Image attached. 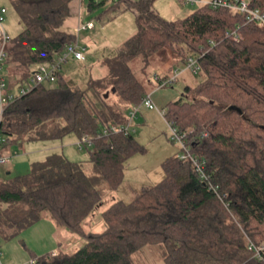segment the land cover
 Wrapping results in <instances>:
<instances>
[{"label": "trees", "instance_id": "trees-1", "mask_svg": "<svg viewBox=\"0 0 264 264\" xmlns=\"http://www.w3.org/2000/svg\"><path fill=\"white\" fill-rule=\"evenodd\" d=\"M154 2L88 0V11L101 8L99 21L132 11L136 32L104 56L103 77L75 80L61 72L64 63L53 82L32 86L38 65L54 63L75 39L63 24L78 0H7L21 30L10 36L2 62L4 93L14 98L0 118V154L75 134L89 140L79 150L93 172L55 152L25 173L0 176V238L49 218L84 241L72 253L32 254L31 264H136L132 255L148 245L163 249L165 264H264V250L249 248L264 244V27L210 4L169 20ZM248 4L264 13V0ZM163 48L200 67L202 80L160 108L186 133L205 177L190 159L168 156L159 181L130 201L114 200L100 213L105 228L87 231L106 190H119L127 160L147 153L134 128L110 126L124 127L132 106L148 95L130 61L147 62Z\"/></svg>", "mask_w": 264, "mask_h": 264}, {"label": "rangeland", "instance_id": "rangeland-1", "mask_svg": "<svg viewBox=\"0 0 264 264\" xmlns=\"http://www.w3.org/2000/svg\"><path fill=\"white\" fill-rule=\"evenodd\" d=\"M95 1L98 2L100 0ZM112 1L116 0H106V3L109 4ZM1 2L4 1L0 0V3ZM87 2L88 0H82L81 3L82 13L80 18V26L81 28H84L88 21H92L96 27L94 30L88 33V35L92 39L91 43L95 53L91 55V58L88 61L89 64H87L86 71L89 74V77L98 79L105 74V69L100 61L101 57L106 55L108 51L118 47L121 41H123L125 38L133 35L136 32V25L134 21V15L130 10L117 14L113 19H106L105 22L103 21V23L102 21H99L97 19V16L100 14L101 8L98 7L93 11H88L86 8ZM5 3L6 1L4 2V4ZM153 7L155 11L158 12L162 17L172 20L187 15L185 13V9L189 8L193 11L197 7V5L185 4L181 0H155ZM7 8L8 10L7 14L5 15L4 27L11 36L17 34L21 30V26L14 11L10 9L9 6H7ZM81 37H84V32L81 33ZM130 67L139 81L143 84L147 93L152 94V99L157 105H164L168 101L178 99L182 93L183 88L186 85L194 86L202 80V76L199 72L192 73L189 69L183 70L185 68V64L169 48H163L157 53L151 55L148 58L147 62L143 61L141 56L135 57L130 61ZM175 69L183 71L179 75H176L174 82L171 85L159 88L153 92V89L155 88V86H157V82L154 80V76L159 75L160 77H162L166 75L168 77H172L173 75H175ZM1 75H4V72H2V70ZM154 112L158 116V118L153 119L152 121L150 120L148 124L155 128V130H158L159 133L154 134V132H152L149 128H138L139 131L141 130L142 132L141 141H143L142 144L146 147L147 153L145 154V156L138 154L137 158L139 159L136 158V161H134L133 159L126 167L128 171L127 176L129 178H131L132 176V178H140L144 181H151L149 183H154L158 181V179H160V174L162 171L161 165L158 164L160 162L158 161L159 158L162 159L164 157L165 154L163 155V153L168 152L169 154L170 150H174V152L179 153L178 146L172 144L171 141H169L167 135H165V132L167 133V128L164 120L161 118V116H159L156 110ZM140 118V113H137L136 118H134V122ZM68 136L74 135L69 134L65 136L63 140H67ZM42 142L44 141H32L25 143H30V146L24 145L22 148H17L15 150L16 154L13 153L15 154L13 155V159L20 156H26L30 162L40 160L41 158L38 156V151H36L35 146L36 144H41ZM75 153L76 155H78L76 161H82L87 173L92 174V167L88 162V155L86 151L79 150L75 151ZM146 157L148 159L150 158V160L146 162L147 165L145 166L144 164L146 171L144 173H142L140 169H137L136 171L135 168H141L142 165H139V163L144 162V160H146ZM30 162L27 161L28 164L25 168H23V170H20L18 168L16 171L25 173L29 169ZM158 172L160 173L159 175ZM12 173L16 172L12 170ZM100 186L102 187V185ZM114 196L120 197L121 195L118 191L106 190V196L103 200V203L99 206V209L95 212V214L101 209L103 210L108 207L114 201ZM121 197H124L122 198L124 199V201H130L131 199L127 194ZM104 228L105 224L103 220H101L99 224L96 223L93 229L85 227V229H87L88 231H102ZM31 232L36 231L34 230L28 233H23L21 237L26 238L25 243L27 244V246L30 244L33 246L34 251L32 254L40 255L45 253V249H48L47 247L52 240L55 247L57 246V240H61L62 246H64V248H61V250L64 252L72 253L77 249L75 245H67V242L65 243L66 240L63 241V239H61L59 235L48 238L40 234L36 235V233ZM79 240L81 239L79 238ZM10 248L14 252L15 259L22 256V253H25V264H31L30 257L32 256V254H29L27 250L22 249L23 247L18 241V236L13 237L9 240L0 238V251L2 253L1 259H4L8 256ZM132 258L136 264H165L163 261V249L156 245H148L139 249L132 255Z\"/></svg>", "mask_w": 264, "mask_h": 264}, {"label": "crops", "instance_id": "crops-1", "mask_svg": "<svg viewBox=\"0 0 264 264\" xmlns=\"http://www.w3.org/2000/svg\"><path fill=\"white\" fill-rule=\"evenodd\" d=\"M2 1H4V2L6 1V3H7V0H2ZM4 2H1L0 4L4 5L7 8V4L5 3L6 4L5 5ZM81 3H82V0H78L77 7H76V9H74L72 16L68 17L64 21L63 25L66 28L72 30L75 33V37H78L80 45L83 46L84 49H85L84 50V59L83 60H69L68 62H66L62 66L61 72H63V74H65L67 76H71L75 80L86 82L87 80H89L91 78V77H89V74L86 71L87 70V64H89L88 61L90 60L91 55H93L95 53V51L93 50V47H92V43H91L92 39L88 35V33L91 32L92 30H94L96 26L94 24V27L92 29L80 28V22H81L80 18H81V13H82V10H81L82 4ZM7 10H8V8H7ZM191 12H192L191 9H189V8L185 9V13L186 14H189ZM119 13H121V12H119ZM106 19H108V18H106ZM106 19H104L103 21L105 22ZM78 28H79V31L77 32ZM82 32H84V37L83 38L81 37V33ZM11 36H13V35H11ZM127 38H125V39H127ZM123 41H121V43ZM104 56L101 57V59H100L102 65H103ZM103 67H104V65H103ZM103 76H101V77H103ZM155 76L160 77L159 75H155ZM165 76L166 75H164L162 77H165ZM101 77H99V78H101ZM92 79H94V78H92ZM154 80L157 82L156 79H154ZM157 89H159V88H157V86H155V88L153 89V92L155 90H157ZM149 95L151 96V99H152V94H149ZM157 106L160 108L163 105H157ZM154 111L155 110L152 111V110H149L147 108L142 107V108H140V110L138 112V113H140L141 118L137 119V121H135V122L133 120L132 125H133V128L135 129L136 137H137V139H138V141L140 143H143V141H141V139H142L141 133L142 132H141V130L139 131L138 128H140V127L141 128H149V129H151L152 132H154V134L159 133L158 130H155V128H153L150 124H148L150 120L152 121L153 119L158 118V116L155 114ZM73 135L74 136H68L67 140H63L65 138V137H63L60 140L44 141L41 144H36L35 149H36V151H38V156L41 159H43L46 155H48L50 153H54V152H58L59 153L60 152V153H63L70 160L76 161V158H77L78 155H76L75 151H79V147L77 145L79 139L77 138V136L75 134H73ZM165 135H167L166 132H165ZM167 137H168V135H167ZM24 145L30 146V143L24 144ZM13 153L14 152H11V158H10V161H9L8 164L0 165V176L5 174V173H7V172H12V170H14L16 173H20L19 171H16V170L18 168L20 170H23V168H25L27 166V164H28L27 161L30 162L29 159L26 156H20V157H16V158L13 159V155L16 154V153L15 154H13ZM167 154H168V152L163 153L164 157L162 159L159 158L158 162H160V163H158V164H161V162L165 158H167L168 156L176 155V154H179V153L174 152V150H170V153L168 155ZM137 155H134L130 159H128L125 166L127 167V165L130 164L129 162L132 161L133 159H134V161H136L135 159L138 157ZM143 156H145V155H143ZM137 159H139V158H137ZM149 160H150V158L148 159L146 157V160H144V162L139 163V165L141 164L142 167L141 168L137 167V168H135V170L137 171V169H140V171H142V173H144L146 171V168L144 167V164L146 166L147 165L146 162H148ZM30 163H29V167H30ZM127 172L128 171L125 168V178H124V181L122 182L118 192L120 193L121 196H124L126 194L129 195L130 198H131L130 200H132L136 195H138L140 193L141 188L143 186H145V185L151 184V183H149L151 181H147V180L144 181V180H142L140 178H132V176H131V178H129L127 176ZM159 174L160 173L158 172V175ZM162 176L163 175H162V172H161L160 179L162 178ZM160 179H158V181ZM121 196L120 197L119 196H116V197L114 196L113 200H118V199L124 198V197H121ZM122 200H124V199H122ZM101 211H102V209L100 211H98L96 214L94 213L92 216H90L85 221L84 228L87 227V228L93 229V227H94V225L96 223L99 224L101 222V220H102V218L100 216ZM36 225H38V226H36ZM34 230L36 232H31V233H36V235L40 234V235H42L44 237H48V238L49 237H55V236L59 235L61 237V239H63V241L66 240L65 243L67 242V245L68 244L75 245L77 249L84 244V241L82 239L79 240V238H77V236L74 235L72 232H70L68 230H65V229H59L52 222V220H50L49 218H43L40 221H38V222L34 223L33 225H31L30 227H28L27 229H25L23 232H21L18 235V241L22 245V247H23L22 249L27 250L29 252V254L33 253L34 248H33V246L31 244L28 245L30 247L29 248L27 246V244L25 243L26 238H22L21 236L23 235V233H28V232L34 231ZM55 242H56V240H55ZM47 248L48 249H45L46 250L45 253H47V252L54 253V252H56L58 250H61V248H64V246H62V241L61 240H57V246L55 247V245L53 244V240H52V241H50L49 246ZM22 249H21V251H22ZM1 256H2V253H1ZM25 260H26L25 259V253H22V256H20L17 259H15L14 258V252L11 250V248H10V252H9L8 256L5 257L4 259H1L3 264H25ZM30 260H31V257H30Z\"/></svg>", "mask_w": 264, "mask_h": 264}, {"label": "built area", "instance_id": "built-area-1", "mask_svg": "<svg viewBox=\"0 0 264 264\" xmlns=\"http://www.w3.org/2000/svg\"><path fill=\"white\" fill-rule=\"evenodd\" d=\"M185 4L190 5H200V4H210L214 7H226L229 9H232L234 11H237L239 13H242L245 15L246 20L253 21L258 23L259 25L264 27V13L261 12L257 8H251L248 4V0H181ZM7 13V8L4 5L0 4V118L4 109V106L14 98L13 94L10 93H4L5 89V80L1 76V70H2V62L4 61L6 55H7V46L10 39V35L6 31L4 27V21H5V15ZM94 27V23L92 21H88L84 28L86 29H92ZM81 28V26H80ZM79 31V28L77 29V32ZM84 47L80 45L78 37H75L73 42L69 43L63 52L57 57L56 61L52 64H40L37 67L36 73L34 74V77L31 79L32 86H35L37 84L43 83V82H53L55 80L57 72L60 70L61 66L66 63L69 60H83L84 59ZM199 64L196 58L189 56L186 59L185 62V68L183 70H191L192 73H197L199 71ZM183 70L175 69V75L172 77H158L155 76V79L157 80V88H162L168 84H172L176 78V75H179ZM160 80V81H159ZM30 89L29 87H25L19 90V94H24ZM147 108L149 110H156L158 114L162 117L166 124L167 128V135L169 138V141H171L173 144L178 146L179 149V157L181 159H190L196 166L197 170L200 172L202 177H205L203 175L201 165L196 160L195 156L192 154L191 147L187 143V135L184 131H182L180 128L177 127L174 121L168 120L165 117V110L162 108H159L154 101L151 99V96L148 94L146 95L142 101L137 104L133 105L130 109L128 115V122L124 127H120L114 123L111 124L110 129L113 132H119L122 129L125 131L127 130H134L133 129V119L136 116L137 112L140 110V108ZM206 135V134H203ZM202 135V136H203ZM201 136V137H202ZM4 139L0 132V145L3 143ZM87 142L89 143L88 138L84 137L82 140L78 141V147L81 148L83 143ZM11 158V153H2L0 154V165H6L9 163ZM250 249H254L256 254H260L262 250H264V244L260 246H256L253 243H250L249 246ZM0 257H1V251H0ZM30 263H33V261H30ZM0 264H3L0 258Z\"/></svg>", "mask_w": 264, "mask_h": 264}]
</instances>
